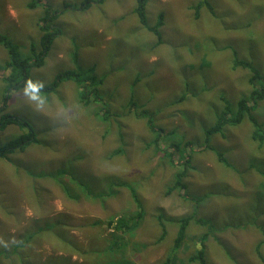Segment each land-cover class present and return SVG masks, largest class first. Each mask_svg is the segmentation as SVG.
Listing matches in <instances>:
<instances>
[{
  "label": "rangeland",
  "instance_id": "374dc122",
  "mask_svg": "<svg viewBox=\"0 0 264 264\" xmlns=\"http://www.w3.org/2000/svg\"><path fill=\"white\" fill-rule=\"evenodd\" d=\"M30 1L0 0V33L27 55L42 18L57 13L60 32L29 71L34 84L80 69L101 100L80 101L72 80L47 93L7 90L0 44V106L9 93L0 114L28 121L37 137L0 154V250L20 242L28 264H199L190 257L203 245L208 264H264V143L251 139L247 117L208 146L204 134L225 103L233 113L250 91L233 50L264 72V0H208L213 13L202 4L197 16L198 0H146L148 24L163 13L159 44L133 0L83 10L72 6L82 0ZM253 113L264 124V95ZM149 122L162 128L158 146ZM21 131L0 129V147ZM180 170L183 188H173ZM192 214L173 251L180 217ZM118 217L129 231L109 226ZM13 257L3 264H20Z\"/></svg>",
  "mask_w": 264,
  "mask_h": 264
},
{
  "label": "trees",
  "instance_id": "16d2710c",
  "mask_svg": "<svg viewBox=\"0 0 264 264\" xmlns=\"http://www.w3.org/2000/svg\"><path fill=\"white\" fill-rule=\"evenodd\" d=\"M101 0H98L100 2ZM135 1L134 12L136 13L139 22L146 27L150 32H152L156 36L155 44H159L161 42V32L159 27L163 24V13L159 12L157 15V20L154 24L150 25L147 22V18L145 15V1L146 0H133ZM202 1V2H201ZM94 0H82V2L78 5H72L74 8L77 9H85L90 4H92ZM44 0H31L28 5L35 6L36 4H43ZM204 4L208 9L213 13V9L211 4L208 0H198V2L194 5L195 15L197 16L199 13V9L201 5ZM67 6V4H64ZM56 14L49 15L48 17L44 16L42 18V23L39 26L40 29V36L37 42L31 41L29 44V53L27 55H23L18 51V46L14 44L6 35L0 33V44H2L8 51L9 59L6 62V67L9 68V73L4 76V80L7 83V90L11 89H18L25 85H29L31 92L34 94H38L40 92H49L54 89L59 82L65 80H72L77 84L81 85L80 89V101L87 104L91 101L101 100L99 94L96 93L95 90L91 91L89 94L87 90V86L83 85V82H86L87 79H94V76H90L89 78L83 77L84 73L80 69H67L64 71L58 72L54 80L44 86H36L30 77L29 71L32 67L40 66L44 62V58L50 48L51 43L53 42L56 35L59 34V29H57L53 22L51 21L52 18L56 17ZM232 67H242L249 71L248 76V83L250 84L251 88L247 95L240 97L237 100V109L235 112H231L228 109V104L225 103V108L219 110L215 121L205 127L204 134H205V143L208 146L210 142V136L213 134H220L222 137H226V130L233 128L239 124L244 117H247L251 123V139L257 142L258 146H261L264 143V124L260 122L256 116L254 115L253 111L257 107V102L261 99L264 95V72H260L253 63L245 58H239L235 51L233 50V59H232ZM87 73L88 70H87ZM9 99V93H6L3 97L2 105L0 106V111L5 109L7 102ZM134 105V103H132ZM228 105V106H227ZM144 112V111H143ZM231 113V114H230ZM16 124L22 130L19 134H17L14 138L8 140L0 147V154L7 157L6 155L17 151L23 150L27 144L36 142L37 137L36 133L31 126V124L20 118L18 116H13L8 112H1L0 114V129L5 128L7 125ZM150 129L156 133L154 138V143L158 146L159 140L162 134V128L154 126L151 122H149ZM218 159L222 160L226 166H230L231 164L222 156L221 152L217 150ZM249 166L253 165V161L248 162ZM260 172L264 174V167H260ZM184 175V170H180L176 174V179L172 185L173 188L181 189L183 188L182 177ZM135 200L136 199L134 192H132ZM139 212V213H137ZM136 213L133 219L134 226L138 219L141 217V210H135ZM193 218V214L191 216H182L179 219V225L177 228V232L175 238L173 240V251L177 250L181 243L185 240L187 225L190 224V221ZM109 226L114 224V230H120L127 232L129 231V221L126 217H118L115 221H108ZM164 234V229L161 233L160 238ZM28 239V237H27ZM20 244L22 243H15L11 250L8 249H1L0 250V264H3V258L6 259L9 256H16L17 261L20 264H28L26 257L24 256L23 251H20ZM14 258V257H13ZM190 260H196L199 264H208L204 255V247L201 245L200 249H198L194 255L190 257ZM12 264H15L12 262ZM163 264H172L170 262V258L168 257L166 260L163 261Z\"/></svg>",
  "mask_w": 264,
  "mask_h": 264
}]
</instances>
